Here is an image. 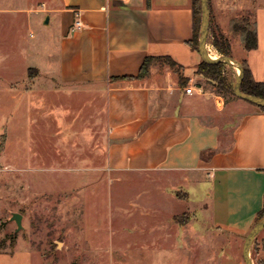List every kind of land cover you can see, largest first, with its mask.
I'll return each instance as SVG.
<instances>
[{
  "label": "crops",
  "instance_id": "0c3cea01",
  "mask_svg": "<svg viewBox=\"0 0 264 264\" xmlns=\"http://www.w3.org/2000/svg\"><path fill=\"white\" fill-rule=\"evenodd\" d=\"M253 3L258 44L250 49L229 27L230 18L241 14L235 12L241 0H210V13L230 38L232 55L246 58L254 78L264 81V0ZM43 6L55 56L47 49L48 63L30 64L37 70L25 82L16 116L32 114L38 100L46 115L55 107L58 112L63 101L54 94L84 96L93 105L84 132L93 137L99 120L104 167L151 186L142 189L151 191L145 201L135 204L142 217L162 210L152 199L156 194L177 189L162 184L207 180L211 211L204 205L217 226L247 233L264 204V109L227 97L198 72L203 58L191 42L192 0H44ZM152 225L160 227L155 220ZM18 241L0 249V264L40 259Z\"/></svg>",
  "mask_w": 264,
  "mask_h": 264
},
{
  "label": "rangeland",
  "instance_id": "374dc122",
  "mask_svg": "<svg viewBox=\"0 0 264 264\" xmlns=\"http://www.w3.org/2000/svg\"><path fill=\"white\" fill-rule=\"evenodd\" d=\"M43 1L0 0V249L25 242L42 264H246L247 233L218 227L204 205L211 211L213 196L207 191L212 181L162 184L177 188L152 198L162 210L139 214L135 204L145 201L151 191L142 189L151 186L104 167L99 120L93 137L84 132L93 106L84 96L54 94V100L63 101L58 112L55 107L46 115L47 107L41 110L38 100L32 114L16 116L25 82L37 70L30 64L48 63L47 49L54 53L49 57L55 56ZM253 2L241 0L235 12L254 17ZM208 47L221 54L209 38ZM234 47L236 52V42ZM229 70L240 67L234 63ZM13 211L23 213L20 229ZM154 220L160 227L152 225ZM145 221L149 225L143 226ZM250 251L254 264H261L264 228Z\"/></svg>",
  "mask_w": 264,
  "mask_h": 264
},
{
  "label": "trees",
  "instance_id": "16d2710c",
  "mask_svg": "<svg viewBox=\"0 0 264 264\" xmlns=\"http://www.w3.org/2000/svg\"><path fill=\"white\" fill-rule=\"evenodd\" d=\"M209 7L211 5L209 0ZM194 33L191 40L195 48H199V36L201 28V0H192ZM230 30L233 34L240 36L243 45L247 48H253L258 44L256 21L251 14H238L232 16L229 22ZM209 40L214 47L222 54L232 55L231 41L225 31L217 23H213L210 13ZM147 63V60H146ZM243 78L241 82L242 90L264 96V81L257 80L252 74V70L246 58L242 59ZM198 72L203 74L209 81H212L219 91L236 96L234 91L235 75L229 70L228 63L223 60L210 62L202 59L198 66ZM264 109V106H260ZM264 216V204L256 215V220ZM264 264V259H260Z\"/></svg>",
  "mask_w": 264,
  "mask_h": 264
},
{
  "label": "water",
  "instance_id": "95a60500",
  "mask_svg": "<svg viewBox=\"0 0 264 264\" xmlns=\"http://www.w3.org/2000/svg\"><path fill=\"white\" fill-rule=\"evenodd\" d=\"M201 28H200V36H199V51L204 60L215 62L218 60L226 61L229 64L237 63L240 67L239 71H235V84L234 91L236 95L241 98H244L252 103H255L259 106H264V96L248 93L241 88V82L243 78V66L242 63L236 59L233 55L230 54H219L216 57L212 56L209 47H208V35H209V24H210V7L209 0H201ZM48 16L46 21H48ZM11 218L17 222V228L20 229L23 226L22 218L23 213L20 211H13ZM264 228V216H262L259 220H257L250 230L247 232L244 243H243V255L246 261V264H254V261L251 257V245L253 243L256 235Z\"/></svg>",
  "mask_w": 264,
  "mask_h": 264
},
{
  "label": "built area",
  "instance_id": "2783aa9c",
  "mask_svg": "<svg viewBox=\"0 0 264 264\" xmlns=\"http://www.w3.org/2000/svg\"><path fill=\"white\" fill-rule=\"evenodd\" d=\"M76 23H77L78 25H80V20L77 19ZM209 51H210V49H209ZM186 90H187V91H191V90H192V87H191V86H188V87L186 88Z\"/></svg>",
  "mask_w": 264,
  "mask_h": 264
},
{
  "label": "bare ground",
  "instance_id": "6f19581e",
  "mask_svg": "<svg viewBox=\"0 0 264 264\" xmlns=\"http://www.w3.org/2000/svg\"><path fill=\"white\" fill-rule=\"evenodd\" d=\"M210 53H211V55L214 56V57H216V56L218 55V53H212L211 51H210Z\"/></svg>",
  "mask_w": 264,
  "mask_h": 264
}]
</instances>
